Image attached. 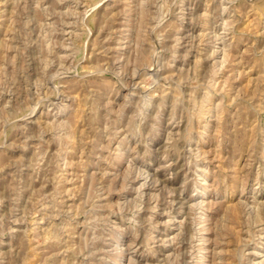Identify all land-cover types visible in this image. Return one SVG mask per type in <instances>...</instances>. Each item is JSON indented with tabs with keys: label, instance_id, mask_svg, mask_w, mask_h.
Instances as JSON below:
<instances>
[{
	"label": "rangeland",
	"instance_id": "obj_1",
	"mask_svg": "<svg viewBox=\"0 0 264 264\" xmlns=\"http://www.w3.org/2000/svg\"><path fill=\"white\" fill-rule=\"evenodd\" d=\"M0 264H264V0H0Z\"/></svg>",
	"mask_w": 264,
	"mask_h": 264
}]
</instances>
